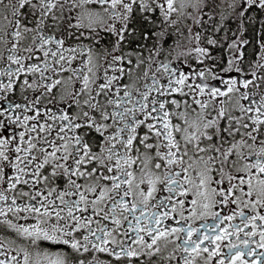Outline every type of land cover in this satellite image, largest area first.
Returning <instances> with one entry per match:
<instances>
[{
	"label": "snow or ice",
	"instance_id": "snow-or-ice-1",
	"mask_svg": "<svg viewBox=\"0 0 264 264\" xmlns=\"http://www.w3.org/2000/svg\"><path fill=\"white\" fill-rule=\"evenodd\" d=\"M157 13L190 21L180 55L201 65L222 41L199 29L223 31L240 78L157 62L175 35ZM132 41L155 43L134 60ZM0 49V264H264V0H0Z\"/></svg>",
	"mask_w": 264,
	"mask_h": 264
},
{
	"label": "flooded vegetation",
	"instance_id": "flooded-vegetation-1",
	"mask_svg": "<svg viewBox=\"0 0 264 264\" xmlns=\"http://www.w3.org/2000/svg\"><path fill=\"white\" fill-rule=\"evenodd\" d=\"M94 7V6H93ZM175 17V14H174ZM206 19V18H205ZM154 21H155V30L156 31H160L161 29H164L166 31H168L169 33H174V36H169L164 44V51L162 52V54L158 57H155V60L157 62H162V63H170L171 66L174 69L178 70V74L179 72H183L185 74L189 73L190 71H192L193 69H202L205 66H209L211 67L212 65H216V67L213 69V71L216 73V75L222 77L223 79H228L229 77H235V78H240V74L232 71V72H228V73H224V72H220L219 69L224 67L225 64L227 63V57L229 56V54L225 53V55L221 52V47H218V51L213 48L211 49L212 51V55L213 57H215L216 59L214 60H206L204 65H201L197 62L196 58H195V53H193L191 56H185V55H180V53H185L187 52L189 49H191L192 47L195 46L194 43H189L187 40L184 39L183 36H180L178 33H176V28L179 27L181 29V31H185L184 29V25L187 23H190V21L188 20H184L182 19L181 22H179L177 25L175 26H169L166 25L164 23H162V17L159 15V13L156 14V16L154 17ZM143 25V22L137 17L135 24L133 25L135 28L139 27V24ZM119 26V25H118ZM144 30H147L144 26ZM198 29L194 28V31H196ZM200 31H202V34L204 36H217V40H221V36L220 34H213L211 32V28L206 26V29H199ZM58 36L60 35V33H56ZM186 31H185V35H186ZM260 37H258L259 39ZM242 39H245V37L243 36ZM113 40V37L111 36H105L103 42H102V46H107V47H111V41ZM177 41L179 46L176 47L175 44L173 43V41ZM29 40H24L22 41V44H28ZM76 42L73 40H66L65 42V46L67 47L68 45H74ZM85 43H87V41H85ZM138 43H143L144 45H146V47L144 48H138L137 44ZM155 43V41H132L131 43L125 44L122 46L123 48V52L125 53H132V58L135 60L136 58V53H142L144 58H147L149 56V49L152 48L153 44ZM171 45V47H170ZM202 47H208V45L206 44L205 41L202 40L201 45ZM55 46L53 45V48ZM174 49V50H173ZM2 50V49H0ZM21 55H24L23 52L20 53ZM120 54V53H117ZM65 55H67V53H65ZM254 57V56H253ZM249 61H255V57L254 59H248L246 61H244V63L241 65L242 67H244L245 69H247V65ZM79 61H74L73 62V66H75L76 64H78ZM101 63H103V61H101ZM8 65L7 61H0V69H4L6 68ZM13 67H16L15 65H13ZM148 67V63L146 62L142 68L140 70H138V72L142 75V71L144 69H147ZM155 70V65H153V71ZM62 75H67V73H64ZM149 75H151V72L149 73ZM207 75V74H206ZM157 78L161 80L162 83L165 82V74L163 73V71L161 70L160 73H157ZM6 80V78H4ZM29 79L31 80V77H29ZM123 82H127V81H122ZM145 81L141 80L140 83L143 84ZM191 82V80L189 81ZM197 83H199V79H197L196 81ZM208 83L210 85L216 86V87H220V88H224L225 85L222 83V81L220 79H208ZM250 90H254V89H250ZM185 91H187V89H185ZM27 95H33L31 92L27 93ZM12 99L15 100H21V95L19 93V91L16 92L15 96L11 97ZM177 99H184V97H180L178 94L176 95ZM146 189V185L144 186ZM155 209H152L151 207H149L147 209V211H154ZM247 211V210H245ZM107 223V222H105ZM168 223H172V221H169ZM201 223H203V221H196L194 223V227H198ZM208 223H211V218L208 219ZM232 223H239V218H237L236 220L232 221ZM126 226V225H125ZM109 227H111V225L109 224ZM241 237H243V233H241ZM118 239H123V236H118ZM147 239V238H146ZM227 243V242H225ZM172 249V246L169 245L168 250H166L164 252V256L168 255V252H170ZM226 251V249H225ZM259 251H264V249H259ZM91 254H89L90 256ZM176 256L179 257L180 253L177 252ZM99 259L103 260L106 262H110V264H140V260H143L144 257H141L140 260H137L135 258H133L131 261H129L127 258L121 259L119 261L113 259V257L108 256L107 254L104 253H100L98 254ZM153 260L156 261V264H177L176 260H172V261H167V260H160L158 257H153ZM213 264H215V262H213Z\"/></svg>",
	"mask_w": 264,
	"mask_h": 264
},
{
	"label": "trees",
	"instance_id": "trees-1",
	"mask_svg": "<svg viewBox=\"0 0 264 264\" xmlns=\"http://www.w3.org/2000/svg\"><path fill=\"white\" fill-rule=\"evenodd\" d=\"M218 18V17H217ZM227 27L228 28H235V24H233L231 21L227 22ZM138 30H144V25H142L141 23L139 24V27H137ZM247 32L244 34L245 39H248L250 41L249 45L244 49L245 52V61L250 59H257V53L259 52V47H258V30H259V25L258 24H250L247 25ZM221 36V41H222V45L223 47H221L220 53L222 52L224 55L225 53L229 54L227 51V42H224L222 40V37L224 36V32L221 31L220 33ZM215 38H217V36H215ZM233 37L231 36V34L229 33V40L232 39ZM218 51V47L215 48ZM254 56V57H253Z\"/></svg>",
	"mask_w": 264,
	"mask_h": 264
},
{
	"label": "rangeland",
	"instance_id": "rangeland-1",
	"mask_svg": "<svg viewBox=\"0 0 264 264\" xmlns=\"http://www.w3.org/2000/svg\"><path fill=\"white\" fill-rule=\"evenodd\" d=\"M233 38H234V37H233ZM233 38H232V39H233ZM226 57H227V59L229 58V56H226Z\"/></svg>",
	"mask_w": 264,
	"mask_h": 264
}]
</instances>
